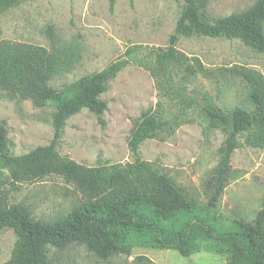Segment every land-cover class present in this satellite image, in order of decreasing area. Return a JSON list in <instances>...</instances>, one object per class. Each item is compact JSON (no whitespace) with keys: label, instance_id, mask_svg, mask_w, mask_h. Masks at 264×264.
Listing matches in <instances>:
<instances>
[{"label":"trees","instance_id":"obj_1","mask_svg":"<svg viewBox=\"0 0 264 264\" xmlns=\"http://www.w3.org/2000/svg\"><path fill=\"white\" fill-rule=\"evenodd\" d=\"M24 1L0 0V12ZM183 1L176 37L239 39L257 52L264 51V0L245 12L217 19L204 12L209 0ZM135 49L129 47L101 71L56 90L49 82L71 71L72 52L0 41V91L29 100L37 108L54 109L48 145L18 156L11 154L5 122L0 120V230H12L16 236L11 256L3 264H51L48 247L61 250L78 243L101 260L129 257L139 248L176 251L184 258L204 250L224 255L227 264H264V197L251 222H226L217 216L224 189L239 178L231 168L234 152L245 147L264 149V75L244 66L218 69L250 89L251 109L223 112L207 93L190 91L184 84L187 78L215 76L200 58L174 46L146 47L137 58ZM130 62L149 72L158 97L154 108L133 123L127 141L132 161L88 167L61 156L58 148L67 120L86 109L103 124L107 104L101 96ZM198 119L206 122L202 126L206 139L216 130L224 135L216 151L217 163L200 185L201 193L180 185L139 153L146 140H170L179 127L199 123ZM51 175L72 184L84 202L51 222L33 219L27 208L10 203V191Z\"/></svg>","mask_w":264,"mask_h":264},{"label":"rangeland","instance_id":"obj_2","mask_svg":"<svg viewBox=\"0 0 264 264\" xmlns=\"http://www.w3.org/2000/svg\"><path fill=\"white\" fill-rule=\"evenodd\" d=\"M258 1L209 0L204 12L217 19L245 12ZM183 6V0H113V6L111 0H27L0 12V41L72 52L71 71L49 82L56 90L101 71L122 58L129 47H136L135 57L140 58L146 47L173 45L214 70L210 79H185L188 90L207 93L223 112L251 109L249 87L218 69L244 66L264 75V51L257 52L239 39L176 37L174 30ZM101 99L107 104L103 124L96 115L82 110L67 120L58 150L61 156L88 167L131 162L127 141L133 123L142 112L154 108L158 99L153 79L147 70L130 62ZM53 115L51 106L37 108L29 100L0 91V120L5 122L12 155L48 145L53 137ZM198 122L182 125L165 142L146 140L139 153L180 185L201 193L200 185L217 163L216 151L224 135L216 130L206 139L202 127L206 122ZM231 168L239 178L224 189L217 216L226 222H251L264 197V149L236 150ZM8 195L11 204L27 208L33 219L45 222L65 217L84 202L72 184L54 175L21 184ZM15 241L12 230H0V264L9 260ZM46 254L51 264H227L224 255L204 250L184 258L176 251L137 248L129 257L114 255L101 260L81 243L61 250L48 247Z\"/></svg>","mask_w":264,"mask_h":264},{"label":"water","instance_id":"obj_3","mask_svg":"<svg viewBox=\"0 0 264 264\" xmlns=\"http://www.w3.org/2000/svg\"><path fill=\"white\" fill-rule=\"evenodd\" d=\"M170 46H173V45H170Z\"/></svg>","mask_w":264,"mask_h":264}]
</instances>
